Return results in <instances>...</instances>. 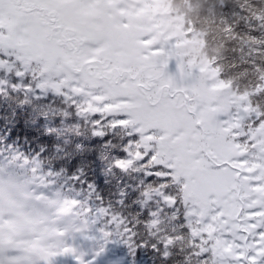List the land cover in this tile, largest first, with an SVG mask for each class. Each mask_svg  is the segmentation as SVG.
Instances as JSON below:
<instances>
[{
  "label": "rangeland",
  "instance_id": "1",
  "mask_svg": "<svg viewBox=\"0 0 264 264\" xmlns=\"http://www.w3.org/2000/svg\"><path fill=\"white\" fill-rule=\"evenodd\" d=\"M151 1L153 19L146 6ZM151 1L14 0L10 5L9 0H0V67L7 62V73L25 76L37 65L40 77L29 87L32 92L74 91L78 100L86 102L77 100L82 114L105 108L118 119L130 117L128 128L141 139L128 148V159L121 165H132L135 158L149 161L155 150L158 155L150 159L148 168L164 178L161 186L145 193L146 200L153 202L163 195L168 185L165 176L171 174L176 180L172 184L182 183L185 221L203 251L212 252L214 264H245L247 233L248 247L251 240L259 243L247 259L264 264V123L255 124L247 145L237 136L241 125L257 115L250 104L251 92L233 93L232 87L223 86L220 73L206 57L188 60L206 46L203 32L195 27L194 38L189 39L186 14L169 10L166 0ZM40 2L54 12L51 18L63 29L60 38L50 36L52 26L39 25L37 16L50 12ZM72 36L79 37L77 48H70ZM93 53L104 64L92 63ZM142 91L148 94L145 99ZM239 186L240 224L235 219ZM0 195L11 198L2 190ZM35 203L17 208L10 200L8 209H16L10 214L0 201V264H92L80 257L79 230L60 240L52 237L63 225L53 217L24 235V227L29 228V220L34 219ZM27 217V224L15 225L18 218Z\"/></svg>",
  "mask_w": 264,
  "mask_h": 264
},
{
  "label": "trees",
  "instance_id": "2",
  "mask_svg": "<svg viewBox=\"0 0 264 264\" xmlns=\"http://www.w3.org/2000/svg\"><path fill=\"white\" fill-rule=\"evenodd\" d=\"M167 1L171 10L186 14L203 32L206 57L219 79L235 93L251 92L263 122L264 0ZM94 118L82 115L63 94L29 92L24 83L11 80L5 68L0 72V151L5 143L1 140L8 142L3 157L9 161L12 152L18 154L32 179L51 173L74 181V187L93 198L91 212L99 223L121 227L114 234L108 231L119 250L127 251V243H132L127 253L134 255L127 263L137 264L143 256L150 257L149 264H214L212 252L203 251L185 221L180 185L167 176L163 195L146 200L145 193L161 186L164 178L148 168L147 158L122 167L119 163L128 159V148L139 140L127 127L119 136L106 118L99 124ZM167 198L176 203L169 204ZM254 241L249 252L258 248Z\"/></svg>",
  "mask_w": 264,
  "mask_h": 264
},
{
  "label": "flooded vegetation",
  "instance_id": "3",
  "mask_svg": "<svg viewBox=\"0 0 264 264\" xmlns=\"http://www.w3.org/2000/svg\"><path fill=\"white\" fill-rule=\"evenodd\" d=\"M39 1H42V0H39ZM39 9H41V8H39Z\"/></svg>",
  "mask_w": 264,
  "mask_h": 264
}]
</instances>
